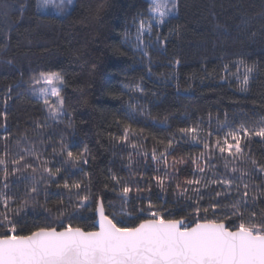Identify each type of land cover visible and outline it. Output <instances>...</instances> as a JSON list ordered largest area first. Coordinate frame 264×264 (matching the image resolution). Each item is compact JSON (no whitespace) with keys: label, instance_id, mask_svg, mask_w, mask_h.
Wrapping results in <instances>:
<instances>
[{"label":"trees","instance_id":"trees-1","mask_svg":"<svg viewBox=\"0 0 264 264\" xmlns=\"http://www.w3.org/2000/svg\"><path fill=\"white\" fill-rule=\"evenodd\" d=\"M4 2L12 7L8 16L0 14V112L7 117L0 116V137L10 136L11 149L18 151L14 141L27 136L46 158H51L53 145L58 149L61 137L73 146L74 152L87 145L89 163L82 167L89 175L76 173L69 180L80 179L90 187L92 208L96 199L103 200L109 215V203L118 206L117 191L110 179L115 174L132 186L147 188L151 184V193L141 195H150L156 204L161 202L158 198H163L167 201L164 207L173 211L171 218L185 216L190 223L194 217H187L190 209L183 205L192 202L181 197V208H175L173 189L177 181L192 178L190 157L199 155L202 145L186 144L173 152L174 157L184 156L188 163L178 166L182 171L174 174L166 192H161L151 179L164 172L163 167L159 173L156 171L151 153L153 148L162 152L170 137L180 139L181 128L200 124L207 138L209 130L214 131L225 121L235 127L242 122L253 124L264 116V0H179L178 13L159 28L160 39L168 37L167 43L163 49L158 43L151 48L152 75L147 74L148 58L133 47L140 20L154 23L149 21L148 0H74L75 9L67 18L50 9L38 11L36 0ZM21 4L25 5L22 14L18 10ZM150 35L155 42V30ZM148 36L146 33V40ZM177 59L179 65H175ZM241 59L256 65L246 92L239 90L234 75L235 64ZM41 71H58L64 76L60 122L49 117L43 101L33 94V89H38L31 78ZM222 76L226 79L222 80ZM137 85L144 91L131 90ZM130 114L135 119H129ZM69 121L72 128L67 127ZM37 123L45 127L38 129ZM129 124L135 129L130 142L136 143L138 149L112 138L122 136ZM211 139L214 142L215 136ZM256 141L250 144L251 152L264 162V143L258 142L259 138ZM3 143L0 140V149ZM136 151L148 153L149 159L146 164L143 157H137L139 163L131 170L137 175L130 176L125 165L129 152ZM213 163L220 172L225 171L222 160ZM64 178L61 174L57 183H63ZM87 190H80V195ZM24 191L23 185L19 191L13 189L18 197ZM76 191L73 190V201ZM202 191L205 200L201 204L206 205L208 193ZM61 199L67 207L69 193L55 184L48 188L47 197L42 190L37 200L40 204L46 202L52 212L30 207L22 221L25 231L45 224L59 230L61 223L55 216ZM135 205L133 199L131 206ZM94 221L95 213L83 209L77 218L63 223L71 222L74 227L91 231ZM139 222L135 219L128 226ZM226 223L234 228L238 221Z\"/></svg>","mask_w":264,"mask_h":264},{"label":"snow or ice","instance_id":"snow-or-ice-1","mask_svg":"<svg viewBox=\"0 0 264 264\" xmlns=\"http://www.w3.org/2000/svg\"><path fill=\"white\" fill-rule=\"evenodd\" d=\"M50 3L51 0H36L35 7L39 11ZM179 6V0H148L149 21L154 23L146 24L143 19L140 20L133 45L142 57L148 58V75H152L151 48L158 43L163 49L168 41V37L160 39L159 28L178 13ZM11 7L0 0V14L8 16ZM24 8L23 4L19 6L21 14ZM58 8L59 13L67 18L75 9L74 0H64ZM100 10L98 8L97 12ZM154 30L155 42L150 35ZM146 33L149 34L147 40ZM179 64L177 59L175 65ZM235 66L237 72L234 75L239 90L246 92L256 65H248L241 59ZM224 70H228V65L224 66ZM31 83L43 85L38 89L39 98L49 117L60 122L58 118L64 104L60 86L65 84L64 76L58 71H41L31 78ZM131 90L144 91L140 85ZM33 94H37L35 88ZM50 97H55V102ZM0 116L7 118L6 113L0 112ZM128 118L135 119V116L130 114ZM36 127L43 129L45 126L37 123ZM67 127H73L71 121ZM143 132L144 128H141L140 133ZM179 132L181 138H168L162 152L153 148L151 162L158 173L161 167L164 172L151 179L161 192H166L174 174L182 171L178 166L188 163L184 156L174 157L173 152L182 150L186 144L202 145L199 155L190 157L192 178L183 183L177 181L173 189V195L177 197L175 208H181V197L192 202L183 205V208L190 209L187 217H194L190 223L186 222L185 216L171 218L173 211L164 207L167 201L163 198H158L161 202L156 204L150 195H141L151 193V184L147 188L139 184L132 186L115 174L110 179L114 182L113 190L117 191L118 206L110 202L108 207L112 213L109 215L103 200L96 199L92 208L90 187L80 179L69 180L76 173L89 175L82 167L89 163L87 145L74 152L73 146L61 137L58 149L53 145L51 158H46L27 136L14 141L18 151L11 149L8 143L10 136L0 137L4 142L0 149V264H264V162L258 161L250 148L251 143L257 142L256 138L264 143V116L253 124L242 122L235 127L225 121L214 131L209 130L207 138H204L200 124L181 128ZM134 133L135 129L129 124L122 136L112 138L138 149L136 143L130 142ZM213 136L214 142L211 139ZM57 157L63 159L57 160ZM137 157H143L146 164L149 159L146 152H129L125 167L129 169L130 176L137 175L131 171L139 163ZM169 157H173L171 163ZM217 159L223 161L224 172H220L219 166L213 163ZM61 174L65 177L63 183H57ZM140 175L143 177V173ZM166 181L169 183L166 184ZM52 184L69 193L67 207H64L63 199L57 202L59 207L55 219L60 221V229L45 224L25 231L26 225L22 221L30 207L33 210L39 207L51 214L52 209L45 206L46 202L40 204L37 197L42 190L47 197ZM20 185L25 191L18 197L13 189L19 191ZM83 188L88 189L87 193L80 195ZM73 190H77L75 201L72 200ZM202 190L208 193L206 205L201 204L205 200ZM133 199L136 200L134 207L131 206ZM83 209L94 212L98 218L93 223L94 230L85 231L74 227L71 222L63 223L65 219L71 221L77 218ZM135 219L140 222L128 226ZM234 221L238 224L229 228L226 222Z\"/></svg>","mask_w":264,"mask_h":264},{"label":"rangeland","instance_id":"rangeland-1","mask_svg":"<svg viewBox=\"0 0 264 264\" xmlns=\"http://www.w3.org/2000/svg\"><path fill=\"white\" fill-rule=\"evenodd\" d=\"M64 0H51V3H50V6L46 7V8H43L42 10H48L50 9L51 11H55L56 13H59V8L58 6L63 3ZM43 85H37V89H39L40 87H42ZM37 96L39 98V95H38V91H37ZM40 99V98H39ZM55 97H50V100L52 102H55ZM41 100V99H40ZM42 101V100H41Z\"/></svg>","mask_w":264,"mask_h":264},{"label":"water","instance_id":"water-1","mask_svg":"<svg viewBox=\"0 0 264 264\" xmlns=\"http://www.w3.org/2000/svg\"><path fill=\"white\" fill-rule=\"evenodd\" d=\"M95 217H96V215H95ZM98 218L96 217V220H97ZM96 227H98V224L96 225Z\"/></svg>","mask_w":264,"mask_h":264}]
</instances>
